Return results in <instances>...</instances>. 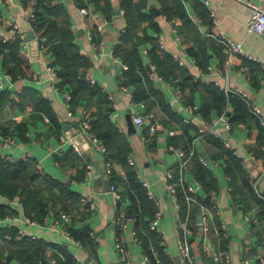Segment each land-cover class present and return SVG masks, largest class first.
I'll return each mask as SVG.
<instances>
[{
  "label": "crops",
  "instance_id": "obj_1",
  "mask_svg": "<svg viewBox=\"0 0 264 264\" xmlns=\"http://www.w3.org/2000/svg\"><path fill=\"white\" fill-rule=\"evenodd\" d=\"M55 4L65 9L80 54L91 62L85 81L92 90L74 95L76 86L60 89V79L48 69L54 61L52 55L37 41L30 43V58L23 55L30 62L32 77L12 76L13 81L0 90V156L9 158V164L26 163L28 177L39 178L33 182V190L50 200L49 215L69 213V229L88 232L94 246L87 248L74 238L68 241L54 223L31 217L35 214H30L21 193L8 197L0 192L5 214L0 218L4 264H52L61 252L77 255L81 264H126L117 253L118 240L128 251L129 263L146 264L143 246L133 237L141 213L133 212L124 187L131 171L137 173L148 197L150 194L158 203L149 197L154 211L162 216L157 233L164 254L176 264L178 242L186 234L187 212L179 217L167 193L165 175L173 172L177 177V152L194 153L185 179L196 189L197 202L204 203L211 213L212 232L205 237L193 221L196 207L191 210L187 228L192 234L187 238L195 264H224L221 259L225 255L231 264H261L258 256L264 257V210L253 189L259 180L258 189L264 195L261 123L255 115L244 123H233L231 102L223 114L216 109L204 110L214 101L213 90L238 97L250 106L264 107V38L248 32V7L237 0H57ZM0 12L8 28L17 24L18 33L25 38L32 32L39 37L25 18L20 0H0ZM222 35L241 44L258 63L239 56L229 67ZM122 56L130 62L138 60L133 78L127 76L130 69ZM3 59L0 57V76L5 79L8 68ZM158 64L164 66L158 69ZM107 74L114 78L116 93L109 91ZM227 87L241 90L247 100L227 95ZM137 94L142 102L136 101ZM69 96H73L71 110L67 108ZM42 102L47 105H39ZM98 114L106 115L119 135L109 147L99 140L106 154L88 135L79 139L83 121L91 126ZM16 116L18 122L13 121ZM137 116L148 120L131 133L128 119L133 122ZM203 122L212 125L207 138L198 134ZM154 123L158 132L153 137L150 128ZM171 132L175 136H170ZM74 137L79 139L77 150ZM232 158L239 165L231 166ZM199 159L206 163L202 167L211 178L208 188L198 181ZM90 161L99 166L100 173ZM228 163L237 178L235 188ZM108 164L112 175L107 180L102 172ZM112 176L121 201L110 191ZM122 215L127 217L125 231L118 225ZM147 215L145 212L144 222ZM27 219L36 221L28 224ZM29 243L43 246L40 258H26ZM218 254L221 261L216 260Z\"/></svg>",
  "mask_w": 264,
  "mask_h": 264
},
{
  "label": "trees",
  "instance_id": "obj_2",
  "mask_svg": "<svg viewBox=\"0 0 264 264\" xmlns=\"http://www.w3.org/2000/svg\"><path fill=\"white\" fill-rule=\"evenodd\" d=\"M56 1L57 0H20V5L25 10H28L30 8L35 9V22L32 24V27L33 30L39 35V38L46 40L44 43V48L47 49V51L53 57L54 61L52 67L56 70L57 77L60 79V83L58 86L60 87V89H66L67 87L76 86L77 90L74 93V95H76L79 92L92 90V87L85 81V74L86 71L91 67V62L86 57L80 54L79 46L75 43V35L70 31L66 11L63 7L55 4ZM79 1L81 0H77V2ZM182 16L184 17L183 14ZM118 50L116 51V54H118ZM156 50H158L157 46L154 47L153 51L155 52ZM134 53L137 55V57H139L138 51H135ZM2 56H4L3 65L8 68L7 73L9 75L13 76L14 78L20 77L21 79L32 77L30 62L25 59L22 53V41L20 40L19 36L14 38L13 40L11 38L7 43H3L0 39V57ZM127 57L131 58L132 56L128 54ZM122 58L124 60V63L128 65L130 69V72L127 74V76L132 77L133 74L131 73L137 71L136 65L138 64V60L130 62L128 58H125L124 56H122ZM139 64L141 63L139 62ZM163 66L164 65L158 64L157 68L159 69ZM131 83L135 84L136 81L132 80ZM125 85L129 86L128 83H125ZM97 93L100 95L99 90L97 91ZM212 94L214 96V101L210 105H206L204 107V110L206 112L209 113L211 110L216 109L223 114L227 106L226 104L228 102H231L235 112V116L232 119L233 123H244L247 118H252L253 114L251 112V107L244 100L235 96L228 97L219 90H213ZM73 96L70 101V106L73 102ZM101 99L104 100V97L102 96ZM136 101L142 102L141 95H136ZM39 105L47 104L42 102ZM90 128L91 132L99 140L103 141L106 146H108L111 142L113 143L117 138H119L117 130L114 129V126L110 123V120L106 115L98 114L97 120L92 122ZM260 135V140L261 142H263V127L260 128ZM147 138L148 140L150 139L149 136H147ZM192 160H194V158ZM197 162L200 170L198 171L200 172L198 181L203 186L208 188L210 186L209 184H211L210 175H208L204 170V167H202L200 159L197 160ZM233 165H239L238 161L233 159L231 166ZM228 168V174L229 176L231 175L233 177V185L235 188V181L237 180V178L231 174L229 163ZM28 176V168L26 166V163L18 162L16 164H9L8 161L0 159V192L8 197H13L18 193H21L22 197H24L25 199L24 202L26 204V207H28L30 214H35V216L31 217L37 219V221H45V219L51 213L50 200L44 198L40 191L33 190V182L39 180V178H29ZM111 183L113 186L116 185L115 177L113 178V176ZM124 187L126 188L127 193L130 195L133 212L141 213V215H138L139 219L137 222L135 234L137 240L141 242L143 246L145 257L149 259L150 264H175L169 261L167 256L164 254L163 247L161 246V236L157 233V231L151 230L150 225L155 219L157 212L154 211V202H151V200L149 199L148 192L146 188L139 182L137 173L135 171H131L129 173L128 181L124 185ZM250 191L254 192L252 188H250ZM178 192L182 204L181 213L183 214V216H185L188 209L186 195L183 189L180 187L178 188ZM258 201L262 205L264 210V202L262 200ZM203 204L204 203L199 201L198 204H194L192 206L196 207V212L194 213L193 219L194 222L200 212V205ZM145 212L148 214L147 216L149 219L144 222L143 217ZM4 216V209L0 207V218L4 219ZM32 221L35 222L36 220ZM69 232L74 239L80 241L85 247L93 248L94 244L88 232L75 233L72 229H69ZM1 242H4V232L0 234V247L2 246ZM40 245L41 244L35 243H33L32 246L30 245V243L26 244V247L29 246L27 248L29 253L25 254L28 260H34L38 257L40 258L41 253H43V246ZM56 263L75 264V261L73 259V256L67 254V252H61ZM0 264H4L3 254H0ZM176 264H180V261L178 260Z\"/></svg>",
  "mask_w": 264,
  "mask_h": 264
},
{
  "label": "built area",
  "instance_id": "obj_3",
  "mask_svg": "<svg viewBox=\"0 0 264 264\" xmlns=\"http://www.w3.org/2000/svg\"><path fill=\"white\" fill-rule=\"evenodd\" d=\"M11 1L19 2V0H11ZM237 1L244 3L249 9L250 21L248 24V32L253 33V34H257V35L264 38V0H237ZM25 18L32 25L35 22V9L30 8V9L26 10ZM102 29H103V27L100 26L99 30H102ZM18 31H19V27L17 24L8 28L7 26H5L4 19L0 17V39H1V41L3 43H7L12 37H18L19 36L20 40L22 41V53L25 55L26 58H30V56H31V52H30V48H29L30 43H27L25 41V37L22 34H19ZM36 41L40 44V46L42 48H44V43L46 40H43L42 38L37 37ZM221 43L224 45L225 50L228 54L227 64L229 67L232 65L234 58L239 57V56L243 57L244 59H247L249 61H252L254 63H258L257 60L253 56L249 55L246 52V50L243 48V46L241 44L231 41L229 38H227L224 35H222V37H221ZM161 48L163 49V46H161ZM262 68L264 70V66H262ZM48 69L54 77H57L56 70L53 67H49ZM5 74H6L5 79H2L0 76V90L5 89V83L7 81H9V82L13 81V77L11 75H9L8 73H5ZM92 83H95V82L92 81ZM217 87H218V85H217ZM225 93L227 95L228 94L240 95L243 97V99L247 100L246 94H244L241 90H237V89L234 90V89H230L229 87H227V89L225 90ZM179 95H181V92H179ZM71 99H72V96H69L67 98L68 110H71V106L69 104ZM263 106H264V102H263ZM250 107H251L252 114L255 115L259 119L261 126L264 128V107H263V109L258 107V106H250ZM195 110H196V108H195ZM147 120H148L147 117L137 116L134 118L133 123L135 124L136 127H142L146 124ZM13 121L18 122L19 118L17 116L14 117ZM47 122L49 123L50 121L47 119ZM225 123H226L227 129H231V125L228 122H225ZM90 129L91 128H90L89 122L83 121L82 130L79 131V136L88 135L90 137V140H92V142H94V143H97L100 150L106 154L107 149H106L105 145L101 141H99V139L94 134L90 135V133H89ZM211 130H212V125L207 123V122H203L201 127L199 128L198 134H199L200 138H206V137L211 135ZM157 132H158L157 125H156V123H154L150 128L151 136H153V137L156 136ZM175 134H176L175 132H171L170 136H175ZM0 137H1V133H0ZM9 139H11V138H9ZM62 140H63V142H65L66 139L62 138ZM75 148L77 150V146H75ZM170 149H171V151L176 150L173 147H171ZM177 154H178L179 160H180L179 167H178L179 172H178L177 177L175 176V174L173 172H168L165 175L166 189H167V193L171 197V201H172L173 205L175 206L179 217H180V213L182 210V204H181L178 188L179 187L182 188L183 191L185 192L186 202L188 205L187 217H186V221H185V225H184V229L186 231V234H185L184 240H180L178 242L179 261L181 264H195V259H194V256L192 255V252H191V249L189 246V242H188V238H187L188 234H192V232L190 230H188L187 227H188V223L190 221L192 206L194 204H198V202H197V191L193 186L188 184V182L185 179V173H186L187 167H188L189 163L192 161V159L194 158V153L193 152H190V153L177 152ZM0 159L4 160V161H9V158H6V157L0 156ZM130 164L134 165V163L132 161H130ZM201 164L206 167V163L203 160H201ZM38 169L41 170V166L38 165ZM111 175H112L111 166H110V164H108L107 165V176L110 177ZM227 180L229 182L231 181L230 178H227ZM258 182H259V180L254 184L253 188H254L258 198L264 202V195L258 189ZM110 191L112 192L113 196L118 201L122 200V196L115 186L111 185ZM149 197H150V199L154 200L150 194H149ZM155 203L158 206V203L156 201H155ZM200 206H201V209H200L198 216L196 217L195 226L197 228L201 229V231L205 237H208L209 234L211 233V228H210V222H211L210 214L211 213L207 207H205L203 205H200ZM161 220H162L161 214L157 213L155 216V219L152 221L151 226H150L152 231H157L159 222ZM246 220H247V222H251L250 217H247ZM26 223L33 224L34 221L27 219ZM44 223L45 224L54 223L55 226L60 230V233L62 234V236L66 240L71 241V242L75 241L73 239V236L69 232V226H71V224H72V218H71L70 214L62 213V214H59L57 217L55 215H49L45 219ZM118 225L120 226L122 231L127 230V217H126V215H122L118 219ZM223 232L225 233L224 237L227 238L228 232H227L226 227L223 228ZM133 237L136 238L135 233L133 234ZM77 244L79 245L80 243L77 242ZM116 244H117V246H116L117 253H118L120 259H122V261L126 264H132V263H129V261H128V251H127L126 247L123 245V243H121L118 240L116 242ZM72 256H73V259L75 261V264H81L80 259L77 255L73 254ZM220 259H221V256L218 254L216 256V260H220ZM221 260L224 264H231L230 257L228 255H225V257ZM258 260L260 261L261 264H264V257L263 256H258ZM144 262L146 264H150L149 259L147 257L144 258L143 263ZM52 264H57V263L54 260L52 262Z\"/></svg>",
  "mask_w": 264,
  "mask_h": 264
},
{
  "label": "water",
  "instance_id": "obj_4",
  "mask_svg": "<svg viewBox=\"0 0 264 264\" xmlns=\"http://www.w3.org/2000/svg\"><path fill=\"white\" fill-rule=\"evenodd\" d=\"M80 34V33H79ZM37 40V35L32 32L30 33L26 38H25V41L27 43H33ZM107 82H108V87H109V91L111 93H116L118 91V88L116 86V83L114 81V78L112 77V75H109L107 74ZM129 125H130V132L131 133H134L136 131V127L135 125L133 124L132 122V119L129 118ZM77 129H79L78 126H76ZM75 139H73L72 141L74 142V144H76V146L80 147V144H79V139L80 138H84L83 136H79V139L77 137H74ZM88 145L90 146V144L88 143ZM90 164L95 168V170L97 171V173H100V170H99V166L96 165L95 163H93L92 161H90ZM102 174H105V178L108 180L109 177L107 176V168H105L102 172ZM109 185V184H108ZM109 188H110V185H109Z\"/></svg>",
  "mask_w": 264,
  "mask_h": 264
},
{
  "label": "rangeland",
  "instance_id": "obj_5",
  "mask_svg": "<svg viewBox=\"0 0 264 264\" xmlns=\"http://www.w3.org/2000/svg\"><path fill=\"white\" fill-rule=\"evenodd\" d=\"M3 18V17H2Z\"/></svg>",
  "mask_w": 264,
  "mask_h": 264
}]
</instances>
